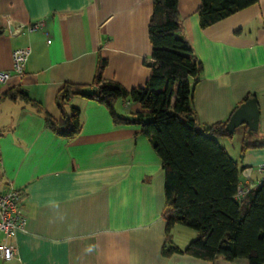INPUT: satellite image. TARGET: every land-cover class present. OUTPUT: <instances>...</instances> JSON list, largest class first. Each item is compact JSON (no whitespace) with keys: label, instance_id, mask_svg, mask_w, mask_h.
Returning a JSON list of instances; mask_svg holds the SVG:
<instances>
[{"label":"crops","instance_id":"1","mask_svg":"<svg viewBox=\"0 0 264 264\" xmlns=\"http://www.w3.org/2000/svg\"><path fill=\"white\" fill-rule=\"evenodd\" d=\"M200 6L201 0H179L180 36L203 65L193 92L200 128L227 120L250 96L260 110L258 132L250 136L264 143V0L206 28ZM152 13L153 0H0V70L12 74L0 101V192L18 188L27 214L24 228L8 240L17 245L16 256L0 264H249L245 258L162 255L166 174L139 125L115 123L104 105L80 95L66 104L80 110L75 138L47 123L44 111L61 117L57 95L65 84L93 82L100 55L108 61L106 79L127 89L146 84ZM39 23L42 28L29 30ZM22 47L32 53L18 76L12 52ZM11 92L26 93L42 110ZM116 110L132 118L142 106L119 100ZM236 133L237 156L227 142ZM246 135L243 125L233 137L218 139L239 163V188H257L264 146L244 150ZM171 235L185 248L199 232L176 224Z\"/></svg>","mask_w":264,"mask_h":264},{"label":"trees","instance_id":"2","mask_svg":"<svg viewBox=\"0 0 264 264\" xmlns=\"http://www.w3.org/2000/svg\"><path fill=\"white\" fill-rule=\"evenodd\" d=\"M257 2L201 0L200 25L209 27ZM148 31L152 54L144 63L151 68V74L144 86L127 89L116 80L106 79L108 61L100 55L93 82L65 84L57 95L61 117L56 120L44 111L47 123L56 134L75 138L82 129L80 110H67L66 104L71 97L80 95L104 105L115 123L139 125L141 133L152 142L166 174L167 238L162 255L188 254L208 261L245 258L249 264H264V179L243 202H238L239 163L217 140L233 137L227 124L238 107L227 120L200 128L193 92L203 65L190 42L180 36L179 0H153ZM18 95L32 102L24 92L8 94L12 98ZM4 97L5 93L0 101ZM119 100L139 103L142 110L132 118L120 115L116 110ZM263 146L248 133L244 137V150ZM176 224L199 232L185 248L173 243L171 232Z\"/></svg>","mask_w":264,"mask_h":264},{"label":"built area","instance_id":"3","mask_svg":"<svg viewBox=\"0 0 264 264\" xmlns=\"http://www.w3.org/2000/svg\"><path fill=\"white\" fill-rule=\"evenodd\" d=\"M42 27L43 23H39L30 26L29 30L35 31ZM31 53V47L13 50V71L18 76H24ZM11 76L10 71L0 70V98L3 94V87L11 79ZM260 170L264 171V166H261ZM252 189L251 187L239 188L236 200L243 202ZM26 220L27 214L21 206V191L14 185H10L6 191L0 192V234L5 236V241L0 243L1 260H11L16 256L17 245L9 243L8 240L15 235L17 230L24 228Z\"/></svg>","mask_w":264,"mask_h":264},{"label":"water","instance_id":"4","mask_svg":"<svg viewBox=\"0 0 264 264\" xmlns=\"http://www.w3.org/2000/svg\"><path fill=\"white\" fill-rule=\"evenodd\" d=\"M2 31L0 30V34ZM260 120V110L256 98L251 97L242 103L230 118L227 129L234 134L240 126H247V133L252 135L258 132ZM251 168L244 171V175L250 176Z\"/></svg>","mask_w":264,"mask_h":264},{"label":"rangeland","instance_id":"5","mask_svg":"<svg viewBox=\"0 0 264 264\" xmlns=\"http://www.w3.org/2000/svg\"><path fill=\"white\" fill-rule=\"evenodd\" d=\"M239 129H240V127L237 128V132H239ZM217 140L219 141L218 138H217ZM227 142H229L228 143V147L230 149V152L233 153L234 152V149H235V152L234 153L236 155L237 152H238V149L240 148V146H239V135H238V133L235 134V136H234L233 139H227ZM238 146H239V148H238ZM236 148H237V150H236ZM240 156H242V154ZM173 234L176 235V236L178 235L176 229L173 230Z\"/></svg>","mask_w":264,"mask_h":264}]
</instances>
